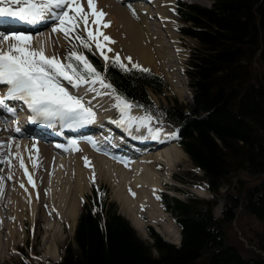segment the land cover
Instances as JSON below:
<instances>
[{"label": "trees", "instance_id": "obj_1", "mask_svg": "<svg viewBox=\"0 0 264 264\" xmlns=\"http://www.w3.org/2000/svg\"><path fill=\"white\" fill-rule=\"evenodd\" d=\"M180 15L191 23L188 32L203 48L187 71L191 112L159 108V113L182 122L181 146L203 170L211 191L240 172L260 181H238L230 207L217 220L207 201L167 199L181 227L179 247L153 232L151 244L143 241L114 207L106 212L103 228L86 206L75 244L66 247L57 264H264V256L242 257L227 242L224 228L241 202L243 211L260 223L254 244L264 252V0H213L209 9L188 6ZM111 79L124 97L149 108L153 105L145 101V88H162L149 72L114 68Z\"/></svg>", "mask_w": 264, "mask_h": 264}, {"label": "bare ground", "instance_id": "obj_2", "mask_svg": "<svg viewBox=\"0 0 264 264\" xmlns=\"http://www.w3.org/2000/svg\"><path fill=\"white\" fill-rule=\"evenodd\" d=\"M170 1L140 0L138 5L128 6L129 9L127 10L113 0H94L96 11H102L106 15L102 18L99 25L93 23V20L97 19V17L90 16L88 29L95 34L99 28L100 32L115 41V43L104 41L102 36H98L97 42H102L101 44L112 50L120 46L128 56L135 57L141 65L153 67L157 73H160L166 79L174 89V92L182 97L184 91L180 89V86H183L184 80L182 75H180L179 68L175 65L176 63H173L175 60L179 62L180 56L178 57L177 48L174 44L175 34L166 23L167 14L165 16L166 10L172 3ZM81 2L84 3V5H81L84 11L91 13L92 9L87 7L85 0H81ZM133 10L135 14H133ZM47 21H50V19L37 25L45 24ZM104 23H108L110 26L104 27ZM80 27L81 32L86 33L82 23ZM165 27L168 28L165 29ZM64 40L65 38L60 33L52 34L51 32L50 37L47 33H40L34 35L33 47L40 48L38 46L41 45L40 43L44 45L51 44L53 47V44L60 45ZM45 54L49 55L48 52H45ZM52 54H55V49H53ZM91 84L89 82L80 88H75L76 90H81L83 92L82 95H80L79 91L70 93L82 96L86 106L93 109V105L96 103H100V106H103L105 101L109 99V95L105 92L100 93L99 89L92 88ZM91 89H94V91ZM1 113L3 112L1 111ZM0 119L2 120L3 117ZM104 119L106 117L102 120L105 121ZM115 119L116 117H113L110 122L113 123V121H116ZM17 120L19 119L14 120V127L17 126ZM106 122L109 121L106 120L105 124ZM94 123L95 125L99 123L97 116H95ZM1 124L0 121V145H3L0 147V161L5 162L0 163V167L2 166L0 168V251L8 249L13 244H18L17 238L21 240L19 228L24 225L25 219L32 221V223L34 222V224H40L41 216L51 214L49 220L54 222L55 220L70 221L73 224L77 215L79 197L83 196L84 190L88 187L90 181H93V174L95 179L105 178L110 181L112 186H116V188L122 187L123 194H120V192L116 193L115 199L122 204L125 212L131 215L132 222L137 229L141 228V222L138 220H140L139 217L142 213L144 215L148 214L150 218L152 217L153 225H156L159 219V221H163L162 215L166 216L164 212L162 213L161 206L157 200L156 190L160 186L157 174L162 166L169 171L174 161L180 159L181 151L174 144L165 145L164 143L153 148L152 143H148L152 147L138 151L135 145L141 143L139 142L140 138L138 135H133L134 149L132 155L141 153V160L136 165H132L133 161L129 160L131 158L137 159L138 155L129 157L127 154L125 157L121 156L122 159H120V155L117 157L111 155L112 158L107 159L109 154L100 149L102 145L98 146L99 142H95L96 146L94 147L89 142H94V140L87 139L89 137L87 135L86 137H82V135L74 137L77 143L68 150L71 156L61 158L64 157L62 151L48 148L42 141L34 138L36 136L32 131L19 132L9 137L1 129ZM37 124L38 126H43V124ZM49 128L53 127H46V129ZM96 129L94 128V130ZM140 129L144 128L138 126L134 130L142 132ZM106 130L114 133L111 128L107 127ZM42 131L44 132V130ZM67 131L71 132V129L69 128ZM144 131L148 130L144 129ZM96 134L102 139H107L108 137L105 132H97ZM60 138V136H56V139L53 140V145ZM152 138L149 137L151 140L148 142L153 141L154 139ZM79 140H85V142L81 145ZM11 151L14 153L8 158L7 154L11 153ZM54 152L61 154L59 159L54 156ZM84 157H87L88 161H90V166H85ZM20 158H23L25 167L32 176L35 187L28 182L24 168L20 167ZM34 163L36 164L35 167L33 166ZM54 167H56V170ZM8 177H11L13 187L10 190V194L7 195L6 187L10 180ZM21 184L24 187H21ZM132 193L135 195L133 196ZM136 201L140 202L136 203ZM44 229L49 231V235L56 234L60 237L58 226L51 225L49 230L48 228ZM171 232L176 235L173 241L178 240V232L176 230ZM172 234L169 236L173 237L174 235ZM53 245L54 243L52 247L47 248L52 250V252L49 251L47 253L51 259L54 256L53 251L56 250V244Z\"/></svg>", "mask_w": 264, "mask_h": 264}, {"label": "snow or ice", "instance_id": "obj_3", "mask_svg": "<svg viewBox=\"0 0 264 264\" xmlns=\"http://www.w3.org/2000/svg\"><path fill=\"white\" fill-rule=\"evenodd\" d=\"M0 85L7 88L6 93L0 96V107L9 113H14L16 109L7 104V101H21L31 112L30 122L50 125L54 121H59L63 126L72 128L78 124H89L95 121V113L91 107L86 106L82 96L71 94L62 82L66 81L72 88H80L82 85L91 82L93 85L99 83L104 88H111L107 84L103 75L89 60L77 51H71L65 58L71 61L73 58L83 69L79 71L72 63H62L58 57H48L43 47L34 48V36L24 32H13L4 34L5 26L16 23H25L35 26L38 23L50 19L55 25L51 27L52 34L60 33L67 40L74 38L79 41L83 48L92 50L91 43L95 42L96 49H100V55L106 62L110 58L103 52L101 43L97 42V37L102 36L104 41H112L110 37L104 35L97 29L94 34L88 29L90 16L97 19L93 23L99 25L106 13L96 11L94 0H87V7L92 9L91 13L85 12L81 6V0H0ZM12 6H19L14 9ZM71 13V14H70ZM133 14H135L133 10ZM84 25L86 37L83 34L73 36L77 28ZM109 27L108 23L103 24ZM112 51V49H108ZM131 68L122 60L119 54L111 59V65L119 67L122 71L150 72L141 65L132 61L131 57L125 58ZM94 91V89H91ZM88 91V89H86ZM118 101L115 105L122 114L132 107L122 97L116 96ZM123 105V107L121 106ZM119 123H123L120 121ZM16 132L21 129L17 125ZM159 129L155 130V136L160 135ZM95 147V142L89 141ZM77 142L71 141L72 145ZM3 145H0L2 147ZM57 147H60L57 145ZM85 166H90V161L84 157ZM5 161H0L4 163ZM35 167L36 164L34 163ZM20 167L24 168L28 182L35 187L32 176L25 167L23 158H20ZM11 179V177H8ZM95 175L93 174V183ZM21 187H24L21 184ZM134 196L135 194L132 193Z\"/></svg>", "mask_w": 264, "mask_h": 264}, {"label": "rangeland", "instance_id": "obj_4", "mask_svg": "<svg viewBox=\"0 0 264 264\" xmlns=\"http://www.w3.org/2000/svg\"><path fill=\"white\" fill-rule=\"evenodd\" d=\"M185 1H187V0H185ZM170 2H172V3H171V5H169V8L166 10V12L169 11L170 8L173 6L172 5L173 0H171ZM189 2L199 4V5H208L210 0H195V1H189ZM118 3L121 5H124V2H122V3L118 2ZM135 3L136 2L131 3V4L136 5ZM160 5H162V4H160ZM166 12H165V16L167 14L166 17H169L168 13H166ZM170 17L173 21V24L175 26H177V30H178V27L182 23L179 22L178 20L174 19L172 16H170ZM89 22H90V20H89ZM166 23L172 29L171 24L168 21H166ZM78 29L81 31V27H79ZM50 34H51V32H50ZM177 36H178L179 41H180V43H179L180 49L178 50V53L180 55L179 60L181 61V59H182L181 63H183V66H184L186 64V61H187V50L192 49L194 52L197 49L198 44H196L195 40L190 36H186L183 34L181 35L180 33ZM174 39H175L174 44L176 45V48H177V44H176L177 40H176V38H174ZM70 43L68 44L67 42H65L64 44L61 43L60 45H54L53 44V47L51 44H45L44 45L43 43H40L41 45H38V46L43 47L45 49V52H48L49 55H53L52 54L53 49H55V54H56L59 46H61L63 44V45H65V48H67V45H70ZM92 43L94 45L96 52L100 55L98 49H96V47H95V42H92ZM99 43H102V42H99ZM103 48L105 49L106 55L107 54L109 55V58L112 56H115L116 54H119L121 58H123L126 62H128L125 58L131 57V56H128V54L124 50H122V48L120 46L119 47L117 46V48L112 50V52L110 54L107 50L109 47H106L104 45ZM104 49H102V50L104 51ZM61 52L62 51H60L59 55H56L59 59H60L59 56H60ZM47 56H48V54H47ZM131 59L135 63L139 62L138 60L135 59V57H131ZM102 60L104 61L103 57H102ZM180 61L177 62L175 60V61H173V63L174 64L176 63L175 65L179 68ZM142 67H149L152 71H155V70H153V67L148 66V65H144ZM166 84H167L168 88L165 91V93H163V94H152V98L156 101V103L163 104L166 106H169V105L174 104V103H182V104L188 105L189 102H187V100H189L188 99L189 97L186 95L187 93H186V88L184 85L180 86V89H182L184 91L183 96H186V98L183 96H182L183 97L182 98L179 95H177L174 92V89L169 85L168 82H166ZM91 86H92V88L95 87V88L99 89L100 93L105 92V93H107V95H109V99L107 101H105L103 106H100V103H96L93 105V107H94L93 111L95 113V116H97V118L99 119V123H97V124H100V123L104 124L106 120L110 122V121H112L113 117H116L119 115V117L121 118V121H123V125L126 128L134 130V129H137L138 126H141L150 132H153L156 130L154 128V126H152V123H153L152 120L143 116L138 110H135L134 108L127 109L126 114H122L121 111L115 106L118 101L115 99L114 94L110 90L102 87L99 83H96L94 85L91 84ZM69 92H71V91H69ZM121 106L123 107V105H121ZM104 117H106V119H104L105 121L102 120ZM161 124L162 123H158V124H156V126L160 127V128H164L167 135L173 136L172 133L166 128V126H161ZM13 153L14 152L11 151V153L7 154V157L10 158ZM60 155L61 154L54 152V156L57 159H59ZM61 158H65V155H64V157H61ZM173 165H174L173 170L171 167V169H169V171H168L163 166L161 169H159V172L164 170V171H166L167 174H170L171 173L170 171L172 170V175L169 176L170 180L165 179L166 176L168 177V175L166 173L161 172L162 173L161 175H160V173H158L157 178H158L159 183H160V181L162 182V181L167 180L172 185L171 186L166 185V186L174 189L173 192H169V193H171V194H173V195H175L181 199L187 198L189 196H194V197H197L199 199H210V198L214 199L215 200V206L213 209V215L215 217H218L220 215V211L223 207V199H224L223 198V191H224V189H220L219 192H217V193H210L207 189H205L202 186L201 173H193V174L190 173L189 170H191V164H190L187 156L182 151H181L180 159H178L177 161H174L172 166ZM53 166H55V165H53ZM0 168H2V166ZM54 169L56 170V167H54ZM60 176H62V175H60ZM189 181L191 182V184L193 183V185H191V184L188 185L186 183ZM90 186L92 188L96 187L97 189H99L101 196H105V197H107L108 201L115 203L118 207V212L121 215L123 214L125 218L127 217L129 219L128 220L126 218L129 221L130 225L131 226L133 225L132 227H133V229H135V231L137 232L139 237L142 240L146 241L148 244H151V239L149 238V235L147 233L149 229L153 230L156 233H158V230H159L158 234L163 239H165V240L168 239L170 242L175 243V244L177 243L178 240L173 241V240H175L176 235L172 234L171 231H175V230L177 231L178 227L174 223H172L173 221L169 216L168 217L170 219L167 217V215L166 216L162 215L163 221H159L160 220L159 219L156 222V225H153L152 224V222H153L152 217L150 218V216L148 214L144 215L142 213V215H140V217H139L140 220H138V221L141 222V218L145 216V217H147L146 218L147 222L145 221L144 224H142V222H141V228L137 229L132 222L131 215H129L125 212V209L122 207L121 203H119L118 201H115L116 200L115 199L116 193L120 192V194H123L122 187L119 186L116 188V186H112L110 181L105 179V178L95 179L94 184H91ZM12 187H13L12 179H10L8 181V184L6 187L7 191H8L7 195L10 194V190ZM167 187H163L160 190H165ZM156 192H157V190H156ZM83 193H84V198H85L86 191ZM82 200L83 199H80L81 202H80L79 206L77 204V206L79 207V208H77V212H79V210L81 209ZM140 212H142V211H140ZM162 213H163V211H162ZM50 218H51V214H46L45 216H41V223L40 224H38V223L34 224V222L32 223V221L25 219L24 225H21L24 227V229L22 227L19 228V232L21 234L20 235L21 240H19V238H17L18 239L17 245L13 244V245L9 246L8 249H4V250L0 251V264H21L22 261L25 260L24 259L25 254L28 255V257L31 259L29 261L30 264H51V263H53V261L60 260V257L62 255L64 247L66 245H70V246L74 245L73 230H74V225L76 223V219H75L74 223L72 224L70 221L65 222L63 220H58V221L55 220V222H56L55 223L53 220H49ZM64 223H66V224H64ZM29 224H32L34 227L31 231L32 234L27 233L28 232L27 228H30ZM49 225L50 226L56 225L59 227V230H60L59 236L60 237H58L56 234L55 235H49V231H45L44 228H48V230L50 229ZM65 225H67V227H65ZM143 225H145L144 228H143ZM148 227H149V229H148ZM247 228L250 230H260L259 225L252 218H250L248 216H244V217H240V218L236 217L235 220L232 222V225L228 229L229 240L243 254L247 253L248 249L251 247L248 244V241L246 238H250V237H252V235H246L245 234V231ZM36 231H38V232H36ZM34 232H36V233L34 234ZM178 232H179V230H178ZM171 234L174 236L170 237L169 235H171ZM23 242H25V243H23ZM53 243H54V245L56 244L55 245L56 250L53 251V253H54L53 258L54 259L53 258L51 259L47 255V253L49 251L52 252V250H50L51 248L50 249H47V248L52 247Z\"/></svg>", "mask_w": 264, "mask_h": 264}]
</instances>
